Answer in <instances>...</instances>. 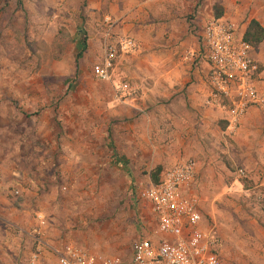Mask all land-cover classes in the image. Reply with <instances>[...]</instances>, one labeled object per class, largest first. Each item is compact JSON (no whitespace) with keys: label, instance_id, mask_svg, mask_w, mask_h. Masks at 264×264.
<instances>
[{"label":"rangeland","instance_id":"1","mask_svg":"<svg viewBox=\"0 0 264 264\" xmlns=\"http://www.w3.org/2000/svg\"><path fill=\"white\" fill-rule=\"evenodd\" d=\"M96 1L0 0V184L6 183L14 202L29 204L37 225L36 214L44 215V231L55 228L98 256L129 264L134 242L154 227L142 196L152 180L145 170L127 172L120 156L118 135L126 123L116 112L122 104L117 71L110 81L93 73L105 57L104 17L116 4L108 0L94 8ZM226 3V18L239 33L264 14V0ZM96 27L103 32L100 47L89 43ZM253 187L236 198L239 226L226 250L237 258L226 264H264L260 249L252 257L246 251L248 237L258 232L251 222L264 229V196L258 199L264 186ZM22 233L23 241L0 246V264H31L26 246L34 252L38 236Z\"/></svg>","mask_w":264,"mask_h":264},{"label":"crops","instance_id":"2","mask_svg":"<svg viewBox=\"0 0 264 264\" xmlns=\"http://www.w3.org/2000/svg\"><path fill=\"white\" fill-rule=\"evenodd\" d=\"M105 1L108 2L96 1L94 8ZM112 1L116 4L110 5L107 16L115 21L114 34L133 37L139 43L137 51L119 55L114 69L117 81H127L139 88L138 95H129L116 111L126 123L118 135L123 147L120 156L127 163L124 167L127 172H138L137 176L145 170L150 178L157 167L162 172L180 161L194 159L196 179L185 192L200 199L202 228L214 226L226 240L224 260H236L226 250L228 240L236 241L239 226L234 215L239 209L236 198L243 193L248 195L252 186H264V112L250 108L237 133L227 137L224 113L206 104L210 95V65L204 56L202 33L208 21L215 18L216 2L224 7L226 18L227 0ZM253 18L264 26V14ZM96 30L89 43L100 47L97 35L104 34L100 28ZM255 55L263 69L259 86L264 88V42ZM239 168L249 173L248 190L234 174ZM8 188L6 183L0 184V246L16 239L23 241L22 232L34 231L38 226L29 217V204L21 199L14 202ZM251 224L258 232L248 237L247 254L255 256L260 249L264 258V229L255 221ZM62 236L52 228L45 231L43 239L52 246L72 243ZM26 248L30 260L35 251H31V245ZM41 248V258L35 264H44L45 260L56 264L51 249Z\"/></svg>","mask_w":264,"mask_h":264},{"label":"built area","instance_id":"3","mask_svg":"<svg viewBox=\"0 0 264 264\" xmlns=\"http://www.w3.org/2000/svg\"><path fill=\"white\" fill-rule=\"evenodd\" d=\"M105 57L102 64L93 67L96 77L110 81L118 54L128 55L138 50L133 37L116 36L115 21L105 16ZM236 23L221 17L212 18L205 25L202 44L205 59L210 65L208 83L210 95L206 104L222 110L227 121L225 136H234L250 108L264 112V88H260L262 66L256 58L255 48L244 40ZM118 101L126 102L129 95L136 97L139 88L127 81H117ZM239 179L248 178V171L234 172ZM197 163L194 159L180 161L161 174L158 184L143 191V198L151 205L154 227L144 232L133 244L129 264H226L223 256V239L216 227L202 228L203 215L197 195H188L185 189L196 179ZM1 180V170H0ZM248 195L251 194L250 189ZM16 195L19 191L15 192ZM264 191L258 193L262 199ZM37 249L30 258L38 262L41 247L51 249L57 264H122L119 257L98 256L85 248L69 243L52 246L45 242L46 219L37 213Z\"/></svg>","mask_w":264,"mask_h":264},{"label":"trees","instance_id":"4","mask_svg":"<svg viewBox=\"0 0 264 264\" xmlns=\"http://www.w3.org/2000/svg\"><path fill=\"white\" fill-rule=\"evenodd\" d=\"M215 18H221L224 16V7L220 4H215L213 7ZM244 40L251 44L256 50L264 42V26L257 20L251 19L247 24V27L244 32ZM85 41V40H84ZM86 47L84 46L78 54V57H81ZM163 172V171H162ZM161 168L157 167L151 172V180L153 184H158L161 177ZM244 188L248 189L249 185L247 181H242ZM23 199H21L22 201ZM19 207V204L16 205ZM264 207V202L263 205Z\"/></svg>","mask_w":264,"mask_h":264}]
</instances>
